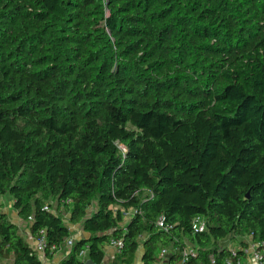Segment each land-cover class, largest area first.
Returning a JSON list of instances; mask_svg holds the SVG:
<instances>
[{
	"label": "trees",
	"instance_id": "1",
	"mask_svg": "<svg viewBox=\"0 0 264 264\" xmlns=\"http://www.w3.org/2000/svg\"><path fill=\"white\" fill-rule=\"evenodd\" d=\"M5 196L48 259L64 212L88 234L59 264H102L111 240L115 264L264 243V0H0ZM7 261L43 264L0 204Z\"/></svg>",
	"mask_w": 264,
	"mask_h": 264
},
{
	"label": "built area",
	"instance_id": "2",
	"mask_svg": "<svg viewBox=\"0 0 264 264\" xmlns=\"http://www.w3.org/2000/svg\"><path fill=\"white\" fill-rule=\"evenodd\" d=\"M29 220H32L30 218ZM157 226L160 230L165 232H169L172 230V226H168L166 224L165 218H160L157 222ZM207 230V222L203 217H197L192 221V231L194 234L204 233ZM246 238V241L244 240ZM37 245L34 248V251L40 256L41 261L43 264L46 260V248H47V241L46 235L44 231H41L38 235ZM248 236L242 239L243 243L241 244V240L237 239L238 247L234 245V242L231 240H225L221 244V248L227 251V258L223 260V264H246L244 261V257L248 256L251 258L254 264H264V243L254 242L253 240L247 241ZM67 244L72 248L73 247V240H67ZM190 244H186V246L179 251L181 254V258L178 264H187L192 258L197 256V249L191 246ZM108 248H112L116 255H120L123 249V242L120 240H111L110 243L107 245ZM60 248L53 246L51 248V252L58 253ZM177 253V251H176ZM88 254V249H83L80 254L79 258L82 259L84 262L86 260ZM175 254V253H174ZM173 253L171 250L162 249L158 254V260L155 264H165L166 260L169 257H172ZM211 264H217V261L212 256L211 257Z\"/></svg>",
	"mask_w": 264,
	"mask_h": 264
},
{
	"label": "crops",
	"instance_id": "3",
	"mask_svg": "<svg viewBox=\"0 0 264 264\" xmlns=\"http://www.w3.org/2000/svg\"><path fill=\"white\" fill-rule=\"evenodd\" d=\"M1 204V203H0ZM4 205V203H2ZM10 209V208H9ZM7 208L4 206V212L6 213ZM18 213V212H17ZM8 214V213H7ZM9 215V214H8ZM10 218V217H9ZM14 224H16L20 230L21 235L25 238L26 242L31 248H35L37 245V240L32 236L29 224L22 221L19 216L17 221H13ZM67 226L71 229V237L69 239L73 240V242H76L81 239L88 238V234L85 233L81 226H73L68 222H66ZM68 239V240H69ZM71 252V247L67 244V241L61 246L58 253L55 254L53 258H46L44 264H59L63 259L69 256ZM106 258L102 264H115V252L112 248L106 247L105 249ZM141 254L142 249H140V255H139V264H141ZM138 256V255H137ZM137 258L135 260V263L137 262ZM90 259L86 257L85 263L88 262ZM244 261L246 264H254L250 257L246 256L244 257ZM8 263L10 261H7ZM12 262V261H11Z\"/></svg>",
	"mask_w": 264,
	"mask_h": 264
},
{
	"label": "rangeland",
	"instance_id": "4",
	"mask_svg": "<svg viewBox=\"0 0 264 264\" xmlns=\"http://www.w3.org/2000/svg\"><path fill=\"white\" fill-rule=\"evenodd\" d=\"M122 150H124V148L122 147ZM0 203L2 204V203H4V205H3V207L5 206L6 208H7V212L6 213H8L9 214V217H10V220L13 222V221H17L18 220V213H17V211L15 210V208H14V201H13V199L10 197V196H5V197H3V198H1L0 199ZM10 208V209H9ZM93 209V208H92ZM94 210V209H93ZM134 214V211L133 210H131V211H129V213H128V215H127V217H126V219H125V221H128L129 220V218L132 216ZM63 218L65 219V221L66 222H68V220H69V217H68V213H66V212H64L63 213ZM243 239V238H242ZM232 239H230V241H231ZM245 241H246V238L244 239ZM250 240H252V238H251V236H248V240L247 241H250ZM233 242H234V245L236 246V247H238L239 245H238V242L236 241V240H232ZM191 247V246H190ZM192 248V247H191ZM139 255H140V251H139V254H138V258H137V262L135 263V264H139ZM9 264H11V261L9 262Z\"/></svg>",
	"mask_w": 264,
	"mask_h": 264
},
{
	"label": "water",
	"instance_id": "5",
	"mask_svg": "<svg viewBox=\"0 0 264 264\" xmlns=\"http://www.w3.org/2000/svg\"><path fill=\"white\" fill-rule=\"evenodd\" d=\"M169 258H171V257H169ZM85 264H94V262L93 261H91V260H89L88 262H86Z\"/></svg>",
	"mask_w": 264,
	"mask_h": 264
}]
</instances>
